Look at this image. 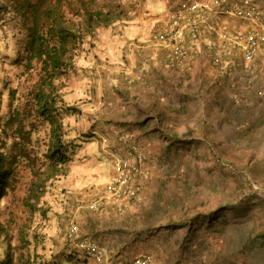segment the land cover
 Wrapping results in <instances>:
<instances>
[{"label": "rangeland", "instance_id": "374dc122", "mask_svg": "<svg viewBox=\"0 0 264 264\" xmlns=\"http://www.w3.org/2000/svg\"><path fill=\"white\" fill-rule=\"evenodd\" d=\"M82 1L63 4L66 19L80 22L84 10L96 9H111L117 19L94 27L75 69L61 80L64 101L78 109L62 119L66 162L53 175L44 157L45 124L25 146L27 159L8 158L0 264L7 258L12 264L28 258L97 264L65 236L74 213L80 215L79 235L108 244L121 260L150 254L151 264H264V240L256 237L264 227V67L237 89L242 100L235 103L228 89L211 86L197 69L185 75L166 70L162 51L148 42L151 27L135 38L114 32L142 14L146 2L163 0ZM0 4L6 6L0 9L1 128L22 106L37 71L24 68L27 36L20 17L6 0ZM129 69L146 75L147 83L135 87L137 81L126 78ZM152 90L163 102L154 112L147 98ZM118 131L150 144L153 173L125 215L98 216L85 204L105 192L110 153L121 150ZM6 142L0 146L5 158L17 151Z\"/></svg>", "mask_w": 264, "mask_h": 264}, {"label": "built area", "instance_id": "2783aa9c", "mask_svg": "<svg viewBox=\"0 0 264 264\" xmlns=\"http://www.w3.org/2000/svg\"><path fill=\"white\" fill-rule=\"evenodd\" d=\"M148 42L162 51L163 67L169 72L185 75L197 69L211 86L228 89L233 101L240 103L237 89L249 86L264 67V0H175L157 15ZM116 134L121 150L110 153L105 192L85 204L98 216L125 215L153 173L150 144L130 134ZM79 224L80 215L74 213L65 236L93 262L152 263L150 254L121 260L108 244L81 238ZM185 264H206V259Z\"/></svg>", "mask_w": 264, "mask_h": 264}, {"label": "trees", "instance_id": "16d2710c", "mask_svg": "<svg viewBox=\"0 0 264 264\" xmlns=\"http://www.w3.org/2000/svg\"><path fill=\"white\" fill-rule=\"evenodd\" d=\"M6 1L11 4L13 13L20 17L25 28L27 41L23 57L24 68L26 71L36 69L37 80L29 91L21 95L22 106L14 107L0 128V146L7 147L6 140H10L9 146L17 150L10 153L7 158L0 152V199L5 194V188L9 186L12 173L8 158L27 159L29 156L27 147L31 146V136L42 124L48 126L49 141L44 157L53 175L57 166L66 162L62 119L66 113L77 112L78 109L68 106L64 101L61 80L75 69L78 50L86 37L93 36L94 27L101 24L108 26L117 19L111 9L106 11L96 9L84 10L80 22L71 21L66 19L63 9V4L67 0ZM78 1L81 6L83 1ZM0 9L4 11L6 6L0 4ZM10 94L15 96V91H11ZM50 177L48 175L44 180ZM256 237L264 240V227ZM3 264L12 262L7 258ZM19 264L49 263L36 261V258L30 261L28 258Z\"/></svg>", "mask_w": 264, "mask_h": 264}, {"label": "crops", "instance_id": "0c3cea01", "mask_svg": "<svg viewBox=\"0 0 264 264\" xmlns=\"http://www.w3.org/2000/svg\"><path fill=\"white\" fill-rule=\"evenodd\" d=\"M173 1L175 0H166V2L161 1L159 3L154 2L152 4H147L148 2H146V4H144L143 7V13L142 14H138V16H134L131 17L128 20V26H124L122 28H115L114 32H118V30L120 31V34L118 35H124V37H129V38H135V37H139V36H143V34L147 31L148 27L152 26V21L156 19V17H154L152 15L153 11H157V12H162L165 8H167ZM159 4H163L162 7H159ZM160 8V9H159ZM159 13V14H160ZM155 18V19H154ZM123 22H126L125 20H123ZM114 24H118L114 23ZM115 37V36H114ZM128 76H126V78H129V81H133V83H135V87H140L142 86L144 83H147L146 81H144V78L142 77L144 74L139 73V71L135 70V72H133V70H127ZM146 76V75H144ZM145 80H147V78H145ZM144 81V82H143ZM153 83V82H152ZM155 84V83H154ZM181 89H184L181 88ZM151 92L154 93V91L152 90ZM150 93V96L147 95L148 98V103L151 104V110L154 109L156 110L158 105L163 106V102L160 103V101L162 100V98H160V96H158L156 93ZM149 96V97H148ZM198 99L199 96L197 95ZM168 101V99H167ZM201 100L199 99V102ZM169 103V102H166Z\"/></svg>", "mask_w": 264, "mask_h": 264}, {"label": "clouds", "instance_id": "9594fccd", "mask_svg": "<svg viewBox=\"0 0 264 264\" xmlns=\"http://www.w3.org/2000/svg\"><path fill=\"white\" fill-rule=\"evenodd\" d=\"M164 10H165V9H164ZM164 10H163V11H164ZM135 140H137V139L135 138Z\"/></svg>", "mask_w": 264, "mask_h": 264}]
</instances>
